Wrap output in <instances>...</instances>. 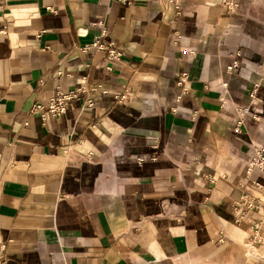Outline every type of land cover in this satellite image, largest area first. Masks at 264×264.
<instances>
[{
	"label": "crops",
	"instance_id": "obj_1",
	"mask_svg": "<svg viewBox=\"0 0 264 264\" xmlns=\"http://www.w3.org/2000/svg\"><path fill=\"white\" fill-rule=\"evenodd\" d=\"M263 142L264 0H0V264H264Z\"/></svg>",
	"mask_w": 264,
	"mask_h": 264
},
{
	"label": "built area",
	"instance_id": "obj_2",
	"mask_svg": "<svg viewBox=\"0 0 264 264\" xmlns=\"http://www.w3.org/2000/svg\"><path fill=\"white\" fill-rule=\"evenodd\" d=\"M172 2L173 0H170V3ZM92 47L98 51H104L107 48H111L112 44L109 43L105 47L100 42V39H97ZM84 51H87V49ZM235 56L236 59L239 58L240 52H237ZM108 57L116 59L120 57V54L110 51L108 52ZM240 69L241 66L238 60H234L229 66H227V72L229 73H234ZM77 96L78 91L65 93L61 90H57L55 95L49 99L45 105L36 104L33 108V111L40 114L42 121H45L48 117L59 118L65 113L70 101L77 98ZM89 106H91V104H89L88 107ZM248 111V107H243L239 110L241 118L239 117L237 121L235 131L239 130L241 127L243 123V116L246 115ZM138 163L141 164L142 160L138 159ZM252 169H258L264 174V142L255 146L254 154L249 158L248 170L250 171ZM254 185L260 191L263 199H257L254 196L243 194L237 201H235L232 207V212L235 216L236 223L242 222L245 219H251L252 224L249 229L250 237L248 241L250 245L264 244V187L259 186V184Z\"/></svg>",
	"mask_w": 264,
	"mask_h": 264
}]
</instances>
